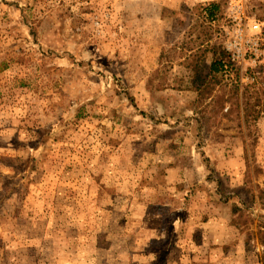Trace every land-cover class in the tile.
Here are the masks:
<instances>
[{
    "label": "rangeland",
    "instance_id": "374dc122",
    "mask_svg": "<svg viewBox=\"0 0 264 264\" xmlns=\"http://www.w3.org/2000/svg\"><path fill=\"white\" fill-rule=\"evenodd\" d=\"M262 234L264 0H0V264H264Z\"/></svg>",
    "mask_w": 264,
    "mask_h": 264
},
{
    "label": "trees",
    "instance_id": "16d2710c",
    "mask_svg": "<svg viewBox=\"0 0 264 264\" xmlns=\"http://www.w3.org/2000/svg\"><path fill=\"white\" fill-rule=\"evenodd\" d=\"M212 6V5H211ZM221 63H214L212 66H211V68H210V73H216L217 71H218V67H221ZM194 66V69H195V72H196V75L198 74V72H200V69H198V67L196 66V65H193ZM200 75V74H199ZM210 75V74H209ZM200 77V79H201V82H203L202 84H204V79H206L207 77L205 76L204 78H203V80H202V77L201 76H199ZM206 87H208V86H205V89H206ZM237 95V93L236 94H234L233 96H236ZM263 235V240H262V242H263V244H264V234H262Z\"/></svg>",
    "mask_w": 264,
    "mask_h": 264
},
{
    "label": "built area",
    "instance_id": "2783aa9c",
    "mask_svg": "<svg viewBox=\"0 0 264 264\" xmlns=\"http://www.w3.org/2000/svg\"><path fill=\"white\" fill-rule=\"evenodd\" d=\"M252 29L255 30V31H260L261 30V25L260 23H257L255 22L253 25H252ZM253 51L254 52H257L259 50V47H258V44L257 43H254L253 46Z\"/></svg>",
    "mask_w": 264,
    "mask_h": 264
}]
</instances>
